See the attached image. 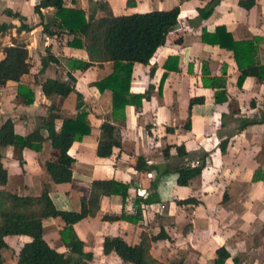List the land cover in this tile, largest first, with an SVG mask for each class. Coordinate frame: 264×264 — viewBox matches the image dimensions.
Returning <instances> with one entry per match:
<instances>
[{
	"label": "crops",
	"instance_id": "obj_1",
	"mask_svg": "<svg viewBox=\"0 0 264 264\" xmlns=\"http://www.w3.org/2000/svg\"><path fill=\"white\" fill-rule=\"evenodd\" d=\"M41 0H0V59L3 46L14 39L28 44L33 67L23 82L35 91L30 105L17 102L18 82L8 81L0 88V127L8 118L15 123V132L26 136L43 126L51 106L69 117L79 113L78 96L46 95L42 82L47 78L66 80L68 73L76 79V89L82 95V108L89 111L93 126L91 134L75 141L69 151L75 158L70 182L54 183L46 168L52 144L43 141L41 149L20 150L14 146L1 148L2 161L8 169V182L0 185L20 196H40L48 192L59 209L81 211L84 199H89L94 180L115 179L129 184L127 196L104 195L97 190L98 208L74 224L75 235L84 242V251L93 253L89 264H133L116 251L106 253L107 236H123L129 244H137L143 231L157 235L161 228L170 236L151 242L150 254L160 264H169L176 257H185V264H213L219 247L230 252L225 264H264V123L242 125L246 119L264 113V78L248 76L238 85L241 70L233 50L205 43L204 31L225 28L237 41L251 44L243 53L247 63L264 66V0H256L251 8L240 0H220L212 15L199 18L200 7L212 0H104L107 12L115 15L180 7V30L169 35L168 42L159 47L150 64L136 63L131 83L134 93L150 92L141 107L128 105L124 124L111 116L112 93L100 91L94 82L109 75L113 63H94L88 69H71L68 59L90 61L85 48L67 44L72 35L61 33L57 38L45 30L60 29L54 7L35 6ZM69 7L79 6L88 15H104L98 1L66 0ZM20 13L24 19L9 12ZM22 25H28L24 29ZM183 33L182 43L174 39ZM48 49L60 60L50 63L43 73L42 59ZM169 62L178 69L166 68ZM154 74L150 75V70ZM205 70V73H204ZM165 74V81L160 87ZM223 78L225 87L213 89L203 80ZM216 93L222 100H216ZM191 97H204L203 103L189 108ZM190 117L191 129L184 124ZM115 126L114 135L121 141L113 155L100 157L97 147L106 138L102 124ZM58 126L62 124L57 121ZM171 128L168 131L167 128ZM40 135L48 132L40 128ZM228 139L225 151L221 141ZM184 144L189 156L180 158L175 145ZM173 146L164 155L166 146ZM143 158L150 170L138 169ZM206 158L201 175L189 185L178 184L177 168L183 163L191 166ZM151 201H146L147 199ZM191 198L192 201L185 202ZM119 216L106 220L103 216ZM44 238L68 253L61 237L65 223L56 217L44 219ZM4 264H17L18 254L31 237L25 234L4 237Z\"/></svg>",
	"mask_w": 264,
	"mask_h": 264
},
{
	"label": "trees",
	"instance_id": "obj_2",
	"mask_svg": "<svg viewBox=\"0 0 264 264\" xmlns=\"http://www.w3.org/2000/svg\"><path fill=\"white\" fill-rule=\"evenodd\" d=\"M95 1V0H94ZM220 0H212L199 9V18L206 19L212 15L215 6ZM100 9L108 10L104 0H98ZM239 4L246 8H251L256 4V0H240ZM54 7L56 18L60 21V29L45 30L52 37H59L61 33L72 35V39L67 41L71 47L85 48L90 56V61L80 59H69L71 69L85 70L94 63L112 62V72L104 78L94 82L100 91L110 90L112 93L111 116L120 120L124 124L126 119V107L134 105L141 107L144 100L150 98V92L134 93L131 83L136 63L148 65L154 57L158 48L168 42L169 35L178 33L180 30H172L179 24L180 7L176 6L170 10H152L147 12H134L129 14L115 15L106 12L104 15L96 17L88 15L87 11L79 6L69 7L66 0H41L35 6L42 18V8ZM20 19H24L20 13L9 12ZM24 29H29L28 25H22ZM183 33L178 35L174 43H182ZM202 40L205 43L220 45L223 48L233 50L241 73L238 78V85L241 87L243 81L248 76L264 78V66L254 62L247 63L243 59L245 48L251 44L248 41H237L223 28H217L215 32L204 31ZM3 58L0 59V88L8 81L18 82L17 102L19 104L30 105L35 101L34 89L23 82V77L31 72L33 67L32 55L28 44L22 40L14 39L13 44L3 46ZM178 62V57H169L165 63L166 68L178 69V65L172 66L169 62ZM60 65V60L48 49V53L42 59L43 73L50 63ZM205 73V70H204ZM154 74V69L150 70V75ZM165 81V74L162 77L160 87ZM77 79L68 73V78H47L42 82V89L48 96L58 94L62 97L69 96L76 92L78 96L79 113L76 117L63 115L54 106L49 108L46 117H43V126L47 130V137L40 135V128L29 135L22 136L15 132V123L12 118H8L0 127V185L8 182V169L2 161L1 148L14 146L22 152L25 148L36 151L41 149L44 140L49 139L52 144L51 157L46 162V168L54 183L70 182L73 178V164L75 158L69 153L73 143L81 140L84 136L91 134L93 126L89 119V111L82 108V95L76 89ZM204 85H209L213 89L225 87L223 78L211 77L203 80ZM216 100H222L216 93ZM204 97H191L189 108L198 103H203ZM61 120L59 127L57 121ZM264 123V113L260 117L246 119L242 127L250 124ZM190 117L184 124L185 129H191ZM102 129L106 138L100 140L97 147V155L109 157L113 155L115 147L121 146V141L114 135L115 126L109 122L102 124ZM168 131L171 128H167ZM228 139L221 141L222 151L226 150ZM173 146L168 145L164 149V155L169 156ZM180 158L189 156L184 144L175 145ZM206 165V158L200 160L196 166L183 163L177 168L178 184L189 185L197 176L201 175ZM138 169L150 170L152 167L139 158ZM92 193L89 199H84L81 211L59 209L48 192L40 196H20L18 194L0 189V264H4L2 249L7 247L4 237L7 235L25 234L31 237V241L26 242L18 254L17 264H89L93 259V253L84 251V242L80 240L74 232V224L91 214L98 208L99 190L104 195L120 194L124 198L127 196L129 184L117 181L113 178L94 180L92 183ZM146 201H151L147 199ZM192 201L191 198L184 201ZM49 217L60 218L65 225L61 229V237L68 247V253L59 251L51 246L44 238V219ZM119 216L104 215L103 219L116 220ZM170 236L161 228L157 235L149 236L143 231L141 240L137 244H129L123 236H107L104 242L106 253L116 251L125 261L133 264H158L157 260L150 254L151 242L159 239H169ZM216 258L213 264H225L231 257L225 246L219 247L216 251ZM169 264H185V257H176L170 260ZM234 264H241L239 258H234Z\"/></svg>",
	"mask_w": 264,
	"mask_h": 264
},
{
	"label": "water",
	"instance_id": "obj_3",
	"mask_svg": "<svg viewBox=\"0 0 264 264\" xmlns=\"http://www.w3.org/2000/svg\"><path fill=\"white\" fill-rule=\"evenodd\" d=\"M180 28V24H177L172 30H176Z\"/></svg>",
	"mask_w": 264,
	"mask_h": 264
},
{
	"label": "rangeland",
	"instance_id": "obj_4",
	"mask_svg": "<svg viewBox=\"0 0 264 264\" xmlns=\"http://www.w3.org/2000/svg\"><path fill=\"white\" fill-rule=\"evenodd\" d=\"M108 10H106V11H103V13H106ZM67 62H69V59H68V61ZM160 264H167V263H165V262H162V263H160Z\"/></svg>",
	"mask_w": 264,
	"mask_h": 264
},
{
	"label": "built area",
	"instance_id": "obj_5",
	"mask_svg": "<svg viewBox=\"0 0 264 264\" xmlns=\"http://www.w3.org/2000/svg\"><path fill=\"white\" fill-rule=\"evenodd\" d=\"M95 1H98V0H95ZM200 162L199 161H197L194 165H198Z\"/></svg>",
	"mask_w": 264,
	"mask_h": 264
}]
</instances>
